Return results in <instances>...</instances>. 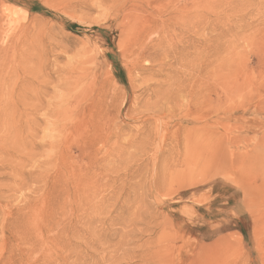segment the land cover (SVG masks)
Returning <instances> with one entry per match:
<instances>
[{
  "label": "rangeland",
  "instance_id": "obj_1",
  "mask_svg": "<svg viewBox=\"0 0 264 264\" xmlns=\"http://www.w3.org/2000/svg\"><path fill=\"white\" fill-rule=\"evenodd\" d=\"M130 15L148 24L168 20L171 27L161 34L171 47L159 60L171 68L140 74L132 58L142 44L130 48L125 28ZM159 30L144 41L155 42ZM182 40L188 56L175 62ZM146 62L141 65L158 68ZM106 75L122 95L120 111L111 102L101 111L96 105L95 127L78 126L80 144L72 135L64 139L68 167L59 169L70 195L59 198L57 186L46 199L33 182L18 184L22 165L25 174L58 172L52 166L39 173L38 164L57 148L42 144L59 142L50 126L37 119L45 130L25 128L15 141L5 133L14 154L17 141L23 148L19 155L0 154V225L7 227L0 226V264H264V0H0V98L9 92L7 99L21 98L22 86L32 92L44 83L50 101L71 88L93 104ZM28 146L34 154L26 155ZM26 194L41 220L19 210ZM35 199L45 202L43 212Z\"/></svg>",
  "mask_w": 264,
  "mask_h": 264
},
{
  "label": "bare ground",
  "instance_id": "obj_2",
  "mask_svg": "<svg viewBox=\"0 0 264 264\" xmlns=\"http://www.w3.org/2000/svg\"><path fill=\"white\" fill-rule=\"evenodd\" d=\"M90 1V0H89ZM114 1V0H113ZM122 3V2H121ZM7 11V10H6ZM8 13V12H7ZM24 13V12H23ZM9 14V13H8ZM137 14V13H136ZM134 15V14H133ZM139 15V14H138ZM138 15H136V16H138ZM7 16V15H6ZM21 16V15H20ZM130 16H132V15H130ZM81 17V16H80ZM140 17V16H139ZM7 18H8V16H7ZM10 18H12V17H10ZM15 18V17H14ZM103 18V17H102ZM179 19V18H178ZM177 19V20H178ZM13 20V19H12ZM131 21H130V23H129V25L127 26V25H125V28L127 29L126 30V33H127V35H128V39H129V47L130 46H136V44H142L141 45V47H139L138 45H137V49H136V51L134 52L135 54H136V56H133V57H135L136 58V60L134 61V58H132L133 59V62H135V64L141 69V72H140V74H146V73H149L150 74V76H157V75H159L160 74V72H162V71H164V69H166L165 67L168 65V64H166L164 61H160L159 59H161L160 57H161V55H166L167 54V49L169 48V47H171L170 45H169V43H168V40H167V35H166V33L165 34H161V32H164L165 31V29L166 28H169V23H167V21L168 20H163V19H159V21L157 22V23H153V24H148L147 23V21L145 20V19H140V18H138V17H135V16H132L131 17V19H130ZM170 18H169V22H170ZM179 21V20H178ZM161 23V24H160ZM122 25H124V24H122ZM127 26V27H126ZM171 27V26H170ZM125 28H122V29H124L125 30ZM158 29H160L159 30V32H158V37L159 38H157V40L154 42V39L152 40H150V43H148V42H145L144 41V39H145V37L146 36H148V35H150V34H152V33H155V32H157V30ZM169 31V30H168ZM123 32V31H122ZM110 34V33H109ZM161 34V35H160ZM124 35H125V33H124ZM123 35V36H124ZM127 35H126V38H127ZM171 35V34H170ZM177 35V34H176ZM122 36V38H125V36L123 37ZM157 36V35H156ZM125 38V39H126ZM18 39V38H17ZM125 39H122L123 40V42L125 41ZM181 39V38H180ZM90 40V39H89ZM147 40H148V38H147ZM143 41H144V43H143ZM149 41V40H148ZM126 42V41H125ZM151 42H154V43H151ZM127 43V42H126ZM171 44V43H170ZM187 46L189 47V43H185V41H181V44H180V46H176L177 48H175L174 49V51H173V59L175 60V62H180V60L181 59H183L184 57H186V56H188V51H187ZM138 47H139V49H138ZM128 48V47H127ZM131 48V47H130ZM129 50V49H128ZM131 50V49H130ZM132 50H134V49H132ZM131 50V51H132ZM96 51V50H95ZM131 51H129V53H132ZM97 52V51H96ZM133 53V54H134ZM132 55V54H131ZM85 58V57H84ZM74 60V59H73ZM147 60V62L149 63V64H153V63H156V62H158V64H156L157 66H158V68L157 69H153V67L152 68H148V67H145V66H143V65H141V62L142 61H146ZM161 60H164V57H163V59H161ZM39 61V60H38ZM146 62V64H148ZM134 64V65H135ZM8 65V64H7ZM10 65V64H9ZM18 65V64H17ZM16 65V66H17ZM166 65V66H165ZM75 66V65H74ZM173 66V63L172 64H169L168 65V68H171ZM8 67V66H7ZM17 68L19 69L20 67H18L17 66ZM201 68L202 67H200L199 69H198V71H199V74H200V70H201ZM7 69H9V68H7ZM44 69V68H43ZM3 70V69H2ZM5 71V70H4ZM15 71V70H14ZM8 72V71H7ZM6 72V73H7ZM80 72V71H79ZM19 73V72H18ZM5 74V73H4ZM25 74V73H24ZM42 74V73H41ZM41 74H40V76H41ZM6 75V74H5ZM4 75V76H5ZM13 77L14 75H10V77ZM16 76V75H15ZM21 76V75H20ZM23 76V75H22ZM61 77H59V78H63L64 77V75H63V77H62V74L60 75ZM8 77V76H7ZM8 78V79H11V78ZM34 77H37V76H33V78ZM39 77H37L36 78V80L38 79ZM43 78V77H42ZM66 79H70V77L68 78V77H65ZM7 79V80H8ZM13 79H16V80H18V81H20L19 80V78L17 79V78H13ZM65 79V80H66ZM25 80V79H24ZM39 80V79H38ZM37 80V81H38ZM61 80V79H60ZM68 80H67V82H66V84L68 83ZM1 81V80H0ZM12 81V79L9 81V82H11ZM17 81V82H18ZM27 83H29V84H32V82L31 81H28V80H25ZM186 81H188L189 83H187V84H185V82ZM3 82V81H2ZM6 82V81H5ZM4 82V83H5ZM43 82V81H42ZM44 82H45V80H44ZM47 82V81H46ZM63 82V84L62 85H64L65 84V81L63 80L62 81ZM61 82V83H62ZM70 82H71V80H70ZM70 82H69V85H70ZM14 83H15V81H14ZM20 83V82H19ZM50 83V82H49ZM82 83V82H81ZM2 84V83H1ZM7 84V83H6ZM12 84V83H11ZM10 83L9 84H7L8 86L9 85H11ZM39 84H42V83H40L39 82ZM65 84V85H66ZM189 84H190V74L181 82V85L179 86V90H180V94L183 92V91H185L186 89H188L189 88ZM15 85H17V84H15ZM45 85H49V84H45ZM61 85V84H60ZM59 85V86H60ZM68 85V84H67ZM68 85V86H69ZM4 86V85H3ZM7 86V87H8ZM12 86V85H11ZM22 86V85H21ZM39 86V85H38ZM114 85L112 84V82L110 81V78H109V76L108 75H106L105 77H104V79H103V82L100 84V87H99V89L101 90V92H100V97L98 98V100H96V101H94V103L92 104V102L91 103H83L82 101H83V99L84 98H86L85 96H80L78 93H76V92H73V91H70L71 90V88H69L68 90L66 89V88H62V89H66L65 91H64V93L63 94H54L53 95V97H52V100L53 101H50L49 99H50V97H49V99H48V97L46 98V94L44 93V92H47V91H42V88H44V87H46V86H44V83H43V86H40V87H38V89H36V90H33L32 91V88H31V90L30 91H32V92H28V90L27 89H23V86H22V89H20V90H16V91H18V94L16 95V96H19L20 95V97L21 98H14L13 97V95L11 94V98H9L8 97V99H7V97L6 96H4V95H7V94H10L11 92H9V93H7V92H5V90L6 89H4V91H3V93L2 94H4V92L5 93H7V94H4V95H2V97L0 98V154H4V153H6V155H8V154H10V155H13L14 154V151L15 150H13V143L11 144V143H9V142H7L8 141V139L9 140H11V139H16L17 138V134H21V132L25 129V128H27L26 129V131L27 132H29L28 131V129H31V130H33V132L34 131H38V128H39V131L41 130V128L39 127V125L36 123V121L35 120H37V119H39L40 121H44L47 125L46 126H42V128L43 127H46L47 128V126H50L51 128H50V130L52 131V130H54V132H53V136H54V134L55 135H58V137H59V142H57V143H55V141H56V138H55V140H54V138H53V140H51L50 139V141H48V143H47V141H44L45 143H41L42 145H48L49 147H54V153L55 154H51V153H47V152H45L44 153V155H46V153L48 154V156H46L47 158L46 159H42L41 161L42 162H40L38 165V167L40 168V165L42 166L41 167V170H40V172L39 173H41V172H43V171H45L47 168L49 169L50 167H52V168H54V170H57L58 172L56 173V174H54V175H52L51 173V175L52 176H50L49 177V175H48V173H45V175H44V173L43 174H37V173H32L34 170H36V172H38L39 171V169H38V171H37V169H34V168H36V165L34 166V167H32L34 170L32 171V169H31V171L32 172H27V174H25V173H23V171L25 170L22 166H21V164H20V166H21V169H22V173L20 172V171H18L19 172V176H20V178L18 179L19 180V182H21V183H18V184H20V186H21V184L23 185V184H25L24 182H22V181H26V180H29V181H31V183L33 182L34 183V186L32 187V190L34 191V190H40L41 191V195L43 196V198H48V196L50 195V193L58 186V188H59V190H58V192L59 193H57V195H58V197L60 198V195L62 194V195H64L63 193L64 192H66V191H64V189H65V187H64V184H63V182H64V179H63V173L61 174L60 173V169L59 168H62V167H64L65 165V162L67 161L66 160V156H65V154L63 153L64 152V150H65V148H66V146L64 145V143L67 141H65L64 142V139H67V137H69L68 135H72L73 137H74V141L75 140H77L78 138L77 137H79L80 136V132L78 131V126H80V125H87L88 127L89 126H92L93 125V123L95 122V119H97V118H95L94 119V116H95V114H96V112H95V110H94V108L96 107V105H98V109L101 111L102 110V106H103V104H109V102H111L110 103V105L112 106V103H113V105H115V110H117V111H115L116 112V114L120 111V108H119V104H120V98L122 97V95L119 93V92H116V90L114 89V87H113ZM157 86H160V85H157ZM19 87V86H18ZM24 87H26L27 88V86H24ZM29 87H28V89H29ZM33 87V86H32ZM96 87V86H95ZM1 88H2V86H1ZM15 87H13V90H15L14 89ZM34 88H36V87H34ZM3 89V88H2ZM1 89V90H2ZM9 89H12L10 86H9ZM77 89V88H76ZM0 90V91H1ZM8 90V89H7ZM45 90V89H44ZM112 90H114L113 92H111ZM9 91H12V90H9ZM13 93V92H12ZM183 94H181V96H182ZM0 96H1V94H0ZM7 96H9V95H7ZM49 96V95H48ZM6 97V98H5ZM109 98V99H108ZM48 100L47 102H48V104H49V107L48 108H46V110L44 111V112H39V110H38V107L45 101V100ZM27 100H29L30 102H32V103H26V101ZM171 100V99H170ZM170 100H168V101H166V102H169ZM85 101V100H84ZM53 102H55V103H53ZM47 104V103H46ZM186 104V103H185ZM109 106V105H108ZM43 107V106H42ZM41 106H40V108H42ZM104 107H106V106H104ZM103 107V108H104ZM171 107H172V105L170 104V103H168V106H167V108L168 109H171ZM108 108V107H107ZM112 108V107H111ZM117 108H119V109H117ZM113 109V108H112ZM43 111V110H42ZM27 115L29 116V115H32L31 116V118L32 119H29V117H27ZM80 115H81V117H80ZM97 116V115H96ZM159 117V116H158ZM109 120H111L110 119V117H109ZM97 121V120H96ZM98 124H100V123H98ZM97 124V125H98ZM42 125V124H41ZM105 125V124H104ZM94 126V125H93ZM99 127H100V130H101V128H103V127H101L100 125H98ZM95 127V126H94ZM12 128L14 129V128H16V132L15 131H13L12 130ZM82 129V128H81ZM84 129V128H83ZM82 129V130H83ZM85 129H86V127H85ZM92 129V128H91ZM93 129H95V128H93ZM92 129V130H93ZM15 130V129H14ZM42 130H45V129H42ZM41 130V131H42ZM49 130V129H48ZM99 130V129H98ZM3 131H5L4 132V134H3ZM7 131V132H6ZM77 131H78V133L79 134H77ZM87 130H85V132H86ZM96 132V129L95 130H93L92 131V133L89 131V134L91 133V134H93V132ZM13 132H15L14 133V135H13V137L12 138H9L11 135V133L13 134ZM83 132V131H82ZM98 132V131H97ZM5 133H10L9 135H7L8 136V139L6 138L7 136L5 135ZM25 133V132H24ZM30 133V132H29ZM28 133V134H29ZM45 133H47V132H45ZM50 133H52V132H50ZM23 134V133H22ZM43 134H44V132H43ZM74 134V135H73ZM88 134V135H89ZM17 135V136H16ZM30 135V134H29ZM45 136H46V134H44ZM51 135V134H50ZM78 135V136H77ZM94 135H96V134H94ZM20 136V135H19ZM22 136V135H21ZM27 136V135H26ZM101 136V135H100ZM100 136H99V138H100ZM25 137V136H24ZM28 137V136H27ZM31 137L33 138V133L31 132ZM44 137V136H43ZM48 137H51V136H48ZM86 137V136H85ZM90 137V136H89ZM88 137V138H89ZM97 137V136H96ZM105 137V136H104ZM77 138V139H76ZM81 138V137H80ZM91 138H93L94 139V137H91ZM90 138V139H91ZM98 138V139H99ZM5 139H7V141L5 140ZM21 139V138H20ZM27 139V138H26ZM34 139H36L35 138V134H34ZM44 139H45V137H44ZM72 138L70 137V142L73 140H71ZM87 139V138H86ZM100 139H102V138H100ZM99 139V140H100ZM18 140V139H17ZM16 140V141H17ZM85 140V139H84ZM89 140V139H88ZM95 140V139H94ZM105 140V139H104ZM7 143H6V142ZM15 141V140H14ZM21 141H23V140H21ZM28 141H30V139L29 140H27V142ZM32 141V140H31ZM35 141V140H34ZM41 141H42V139H41ZM87 140H85V142H83L82 144H86L87 142H86ZM98 141V140H97ZM5 142V143H4ZM43 142V141H42ZM89 142V141H88ZM90 142H91V140H90ZM106 142V141H105ZM9 143V144H8ZM15 143V142H14ZM30 143V142H29ZM37 143H38V140H37ZM76 143H79V141H75V145H77ZM92 143V145H94L93 144V141L91 142ZM91 143H89V145L91 144ZM150 143V142H149ZM148 143V144H149ZM6 144L9 146L10 144V147H7L6 146ZM17 144H19L20 146H22L20 143H19V141H17V143H16V146H17ZM31 144H32V142L30 143V147H31ZM70 144V143H69ZM80 144V143H79ZM160 144V143H159ZM18 145V152H17V154L19 155V151H21L20 149H19V146ZM32 145H34V144H32ZM87 145V144H86ZM85 145V146H86ZM28 146V147H29ZM40 146V145H39ZM62 146H63V148H62ZM68 146V149L72 146V143L70 144V145H67ZM13 147V148H12ZM29 147V149H28V151L29 150H31V148ZM46 148H47V146H45ZM47 148V149H50V148ZM88 147V146H87ZM21 148H23V146L21 147ZM43 148V147H42ZM73 148V147H72ZM82 148V147H81ZM160 148V147H159ZM27 149V148H26ZM37 149V148H36ZM36 149H34V150H36ZM44 149V148H43ZM76 149H78L77 148V146H76ZM83 149V148H82ZM85 149V148H84ZM89 149V148H88ZM23 150V149H22ZM24 150H25V147H24ZM52 150H53V148H52ZM70 150V149H69ZM91 150V149H90ZM27 151V154L26 155H28L29 153H35V151H29L28 152ZM84 151V150H83ZM86 151H87V149H86ZM16 152H15V154H16ZM22 152V151H21ZM20 152V154H22V155H20L21 157L24 155V153H21ZM85 152V151H84ZM83 152V153H84ZM90 152V151H89ZM156 152V151H155ZM33 153V154H34ZM82 153V154H83ZM92 153V152H91ZM91 153H89L90 155H91ZM2 154V155H3ZM14 154V155H15ZM89 154H88V152L86 153V155H88L89 156ZM0 155L1 157H3V156H5V155ZM26 155H24V156H26ZM30 155V154H29ZM39 155H41L40 153L37 155H34V156H38V157H40ZM84 155V154H83ZM71 156V155H70ZM87 156V157H88ZM0 157V158H1ZM16 157H19V156H16ZM27 157V156H26ZM32 158H33V156L31 157L30 156V160H32ZM28 158H26V160H27ZM20 160H22L23 161V159H20ZM33 160H36V158H34ZM38 160V159H37ZM66 160V161H65ZM22 161H19V162H22ZM39 161H40V158H39ZM39 161H36V162H39ZM35 162V163H36ZM33 163H34V161L32 162V165H33ZM69 163V162H68ZM16 164H18V162L16 163ZM18 164V165H19ZM28 164V163H27ZM70 164V163H69ZM72 165V164H71ZM74 165V164H73ZM20 166H18V167H20ZM13 167H15V165L13 166ZM17 167V168H18ZM25 167V166H24ZM66 167H68V166H65V168ZM70 167V166H69ZM16 169V168H15ZM14 169V170H15ZM19 169V168H18ZM20 169V170H21ZM24 169V170H23ZM67 169V168H66ZM69 169V168H68ZM51 169H49L48 170V172H51L50 171ZM62 170V169H61ZM65 170V169H64ZM74 170V169H73ZM17 171V170H16ZM16 171H14L15 173H17ZM66 171V170H65ZM25 172H26V170H25ZM61 172H63V171H61ZM69 172H71V171H69ZM69 172H67L66 171V173H69ZM53 173V172H52ZM55 173V172H54ZM74 173H76L77 174V176L76 177H78V174L79 173H77V172H75L74 171ZM73 174V173H72ZM71 174V176L72 177H74V179L76 178L74 175H72ZM75 174V175H76ZM27 175V176H26ZM62 175V176H61ZM64 175H65V173H64ZM26 176V177H25ZM87 176V175H86ZM85 176V177H86ZM39 177H41V184H40V180H39ZM65 177V176H64ZM69 177H70V175H69ZM68 177V178H69ZM79 177H80V175H79ZM78 177V178H79ZM17 178H18V176H17ZM52 178V180H49V179H51ZM67 178V177H66ZM67 178V179H68ZM81 178V177H80ZM79 178V179H80ZM88 178V177H87ZM87 178H86V180H87ZM77 179V178H76ZM75 179V180H76ZM70 180H71V178H70ZM72 180H73V178H72ZM71 180V181H72ZM75 180H74V182H75ZM82 180H85V179H82ZM85 180V181H86ZM88 180H90V178L88 179ZM88 180L86 181V182H88ZM69 181V180H68ZM80 181H81V179H80ZM77 182H79L78 180H77ZM76 182V183H77ZM82 182V181H81ZM85 182V184H87ZM28 183V182H27ZM30 183V182H29ZM64 183H66V182H64ZM76 183H74V185L76 184ZM80 183V182H79ZM79 183H77V184H79ZM84 183V182H83ZM82 183V184H83ZM17 184V185H18ZM67 184V183H66ZM76 184V185H77ZM84 184V186H86V187H88L87 185H85ZM88 184H90V182H88ZM30 185V184H29ZM29 185H27V186H29ZM70 185H71V187H72V185L73 184H71L70 183ZM75 185V187L76 188H78L77 186ZM81 185V184H80ZM90 185H92V184H90ZM19 186V185H18ZM25 186H26V184H25ZM31 186V185H30ZM79 186V185H78ZM82 186V185H81ZM22 187V186H21ZM23 187H24V185H23ZM80 187V186H79ZM86 187H84V188H86ZM90 187H92V186H90ZM89 187V188H90ZM19 188V187H18ZM17 188V189H18ZM67 188V187H66ZM73 188V187H72ZM76 188H74V189H76ZM83 187H82V189H84ZM29 189H30V187H29ZM74 189H72V190H74ZM79 189V188H78ZM78 189H77V192H78ZM87 189V188H86ZM19 190H20V188H19ZM19 190H17V191H19ZM23 190V189H22ZM56 190V189H55ZM65 190H68V189H65ZM70 190V189H69ZM13 191V190H12ZM21 191V190H20ZM64 191V192H63ZM80 191H82V190H80L79 189V192ZM29 192V191H28ZM32 192V191H31ZM38 192V191H37ZM36 191L35 192H33L34 193V196H35V194L37 193ZM63 192V193H62ZM70 192V191H69ZM69 192H66V193H68V195H70L69 194ZM73 192V191H72ZM84 192V191H83ZM87 192H88V189H87ZM22 193H24L23 191H22ZM71 193V192H70ZM76 193V192H75ZM81 193V192H80ZM79 193V194H80ZM85 193H86V191H85ZM89 193H90V191H89ZM21 194V193H20ZM31 194V193H30ZM38 194V193H37ZM73 194V193H72ZM82 194H84V193H82ZM67 195V196H68ZM81 195V194H80ZM85 195V194H84ZM86 195H87V193H86ZM85 195V196H86ZM18 196H19V194H18ZM21 196H23V194L21 195ZM26 196H27V194H26ZM34 196H32L31 198L32 199H34V198H38V196L37 197H34ZM66 196V194H65V197H67ZM91 196H93V192H92V194H91ZM72 197H73V195H72ZM77 197H78V195H77ZM22 198V197H21ZM24 198V197H23ZM22 198V199H23ZM27 198H28V200H25V202L24 203H26V201H28L27 202V204H24V206L21 208V209H19V210H21V212L22 211H25L26 213V215H27V213H28V215H30V213H32L33 214V211H32V204H31V202H33V201H30L29 200V198L30 197H28L27 196ZM27 198H24V199H27ZM42 198V197H41ZM64 198V197H63ZM74 198L75 197H73L72 198V200L74 201ZM79 198H81V196H79ZM85 198V197H84ZM93 198V197H92ZM21 199V200H22ZM36 199H35V203H36ZM61 199H62V197H61ZM76 199V198H75ZM83 199V198H82ZM81 199V200H82ZM86 199V198H85ZM85 199H84V201H85ZM87 199H88V197H87ZM89 199H90V201L92 200L90 197H89ZM38 200H41L42 201V199H38ZM38 200H37V203L36 204H38ZM64 200H66V198H64ZM71 200V201H72ZM78 200V199H77ZM76 201V200H75ZM74 201V202H75ZM40 202V201H39ZM43 202L44 201H42V202H40L41 204V207H38V209L39 208H41V211L43 210L42 208V206H43ZM74 202H73V204H74ZM76 202H78V201H76ZM82 202V201H81ZM80 202V205L82 204V206L84 205L83 203H81ZM86 202V201H85ZM87 202H89L88 200H87ZM34 203V202H33ZM45 203V202H44ZM71 203V202H70ZM35 204V205H36ZM72 204V203H71ZM92 204V203H91ZM34 205V209H35V206ZM88 205H90V204H88ZM21 206V205H20ZM72 206V205H71ZM79 206V205H78ZM81 206V207H82ZM92 206V205H91ZM80 207V206H79ZM85 207V206H84ZM87 208H88V206H87ZM91 208V207H90ZM89 208V209H90ZM33 209V210H34ZM36 209H37V207H36ZM80 209V208H79ZM92 209V208H91ZM40 210V209H39ZM35 211V213H36V216L37 217H40V216H38L37 214L38 213H40V211ZM74 210V209H73ZM72 210V211H73ZM75 210H76V206H75ZM82 213L84 212V209H83V207H82ZM88 210V209H87ZM77 211H79V210H77ZM89 211V210H88ZM43 212V211H42ZM74 212V211H73ZM34 213V214H35ZM88 213V212H87ZM90 214H91V212H89ZM24 214V213H23ZM33 214V215H34ZM79 214H80V211H79ZM39 215H41V217H43V215H42V213L41 214H39ZM86 215V214H85ZM4 217V216H3ZM41 217L39 218L40 220H41ZM5 218H6V216H5ZM27 219H28V216H27ZM31 219H33L32 217H31ZM36 219V218H35ZM4 220V219H3ZM25 220V219H24ZM30 220V219H29ZM44 221V220H43ZM31 222H33V223H35L34 222V219H33V221L31 220ZM42 222V221H41ZM57 222V221H56ZM2 223V222H1ZM32 223V224H33ZM58 223V222H57ZM10 225H12L14 228L16 227V225H13V222H11V223H9ZM54 224H56V223H54ZM59 225L61 226V225H63V224H61V223H59ZM1 226V225H0ZM35 226H37V225H35ZM50 226V225H49ZM56 226L57 225H55V227L54 228H56ZM2 228V230L3 229H5V228H7L6 227V224H5V221L2 223V226H1ZM46 228V227H45ZM50 228H53V227H49V229ZM63 228H64V226H63ZM50 230H52V229H50ZM59 230V229H58ZM57 230V231H58ZM61 231H63V229L61 230ZM60 232V231H59ZM58 232V233H59ZM62 233V232H61ZM56 234H57V232H56ZM58 235V234H57ZM60 235V234H59ZM35 236H36V234H35ZM17 238V237H16ZM40 241V240H39ZM53 241V240H52Z\"/></svg>",
  "mask_w": 264,
  "mask_h": 264
}]
</instances>
